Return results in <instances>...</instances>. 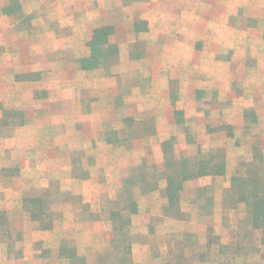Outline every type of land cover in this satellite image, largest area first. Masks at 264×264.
Wrapping results in <instances>:
<instances>
[{
    "label": "rangeland",
    "instance_id": "1",
    "mask_svg": "<svg viewBox=\"0 0 264 264\" xmlns=\"http://www.w3.org/2000/svg\"><path fill=\"white\" fill-rule=\"evenodd\" d=\"M53 1L48 17L0 0V264H264V229L231 186L264 200V0H202L206 26L185 0L179 39L133 35L146 0H89L73 33ZM97 23L114 26L115 63L77 72ZM171 159L224 172L167 193Z\"/></svg>",
    "mask_w": 264,
    "mask_h": 264
},
{
    "label": "crops",
    "instance_id": "2",
    "mask_svg": "<svg viewBox=\"0 0 264 264\" xmlns=\"http://www.w3.org/2000/svg\"><path fill=\"white\" fill-rule=\"evenodd\" d=\"M46 1L47 0H33L32 3L35 2L36 6L31 8L32 5H31L29 0L26 1L25 5H23L21 0H19V2L21 3V6L23 8L25 7V9H29L27 15H29V13H31L30 9H35L36 8V10L38 9L37 10V14L39 16L47 15L49 17V16H52L53 13H49V11L47 10L48 9V4L46 3ZM54 1H53V3H54ZM74 1H77V2H74ZM137 1L138 0H136V3H137ZM184 1L185 0H146V1H143V3H141L142 6H140V5L136 6V9H139V13H140V17L141 18L140 19L138 18L137 20H135L132 23V33H133V35L134 36H138L140 34V32L148 31L150 33V35H156L157 38H158V36H161V37L164 36L165 38L168 39L169 37L172 38L171 35L176 36L177 39H179V37L183 38V33L181 32L182 30H179V33H178V31H176L177 33L172 34L171 27H169L168 25L179 24V23H188L189 22L188 19L187 20H182V17H184V11L183 10L185 9V6H180V5H182ZM57 2L60 4V5H58V8H61L64 13L65 12H69V11L73 12V14L71 16H69V19L65 20L63 18H61V19L59 18L57 20L58 23H59V28L60 27H65V26H69L70 27V32L73 33V31L77 28V22L75 21V19L72 20L71 17L76 15V14H78V13H81L84 16L85 15L87 16L86 19H85V20H88L87 24L89 22H92L88 18L89 12L86 11L87 8H88L87 6H88L89 0H80V1L79 0H57ZM140 2H142V1H140ZM210 6H211L210 4H208V3L205 4L202 0H200L198 2V7L200 9L202 7L203 8H207V7H210ZM215 8H216V6H215ZM202 9H201V13L198 12L199 15L196 16V24H201V26H204V25L206 26V24H208L206 22L209 19H207L206 12H203ZM159 15H162V16H165V17L164 18H160ZM221 15H222V13L219 12L218 16L221 17ZM26 17L27 16L25 15V18ZM223 17H225V16L223 15L222 18ZM226 17H228V16H226ZM190 21H192V18H190ZM41 24H42V26H44V23H40V19H39V22L36 23V26L38 27ZM138 25H140L141 28H139L140 29L139 31L135 32V27H137ZM31 26H32V24H31ZM99 26H100L99 23H97L95 25L93 24L90 27V29L93 30L94 28H97ZM249 28H250L249 29V34H250V30H253L254 27H249ZM113 29H114V26H113ZM199 29L201 31V28H199ZM1 30H3V29L1 28ZM2 33H0V34H2ZM201 33L204 34V31H201ZM41 34L42 33L37 31V30L36 31H30L29 30V32L27 34L28 38H25V41H28V40L29 41H32V40L40 41V38H41L40 35ZM111 35L109 36V39H110ZM69 36H70V34H69ZM75 36L77 37V39L82 37V36H78L77 34ZM59 38H62V35H59ZM88 38L90 39V37L88 36L86 38V41L89 40ZM213 38L216 39L217 35L215 34L213 36ZM205 39L206 38L203 35H199V37H198L199 41H204ZM260 39L262 41H264V36L260 37ZM30 47H31V50L33 49V50L38 51V49H36L34 45H30ZM174 47L171 48L172 51L174 50ZM206 49H207V46H204V47H202L200 49V51L203 52L204 50L206 51ZM191 50H195V47L193 46V48L189 49V51H191ZM42 54H43V51H42ZM143 56L144 55H142L141 53L138 54L137 55L138 60H140L141 57H143ZM175 56L177 58H184L186 56V52L180 46V50H179L178 53H175ZM129 57L131 59L128 58L127 60L130 63L137 62V60H135L133 57H131L130 52H129ZM31 64L32 63H28L26 65L30 66ZM79 64L80 63H79V60H78V66H77L76 71L80 72V73H84L85 70L82 69ZM78 67H79L80 70L78 69ZM36 70H38V68ZM91 71H93V70L90 69V70H87L86 72H91ZM215 73H217V72H215ZM216 81H218V79H216ZM165 89L167 91V88H165ZM165 100H166V102L168 104L169 103V93H168L167 99L165 98Z\"/></svg>",
    "mask_w": 264,
    "mask_h": 264
},
{
    "label": "trees",
    "instance_id": "3",
    "mask_svg": "<svg viewBox=\"0 0 264 264\" xmlns=\"http://www.w3.org/2000/svg\"><path fill=\"white\" fill-rule=\"evenodd\" d=\"M139 28L140 27L138 26L135 27V32L139 31ZM112 32L113 27L111 25H101L100 27L93 29L91 38L87 42V46L89 47V54L80 59V66L82 69H108L115 62L118 49L117 46H115L109 40V36ZM165 165L167 168V172L165 173V190L167 193L171 191L174 194L176 190H178V188L181 186L182 182L189 177H196L199 175H217L224 172L223 169L220 170V168H223L222 163L217 164V162H215L212 164L210 161L196 163L195 169H191L186 160H182L181 163L177 164L174 162V159H171L168 160ZM234 184L241 185L240 199L245 201L249 206L252 207L251 213L253 219L252 223L253 225H255L254 227H257V225H261V228L264 229V200L259 199L258 201L259 197L255 195L252 189L246 191V186L248 184L247 180H237V177L235 176V180H231V186L234 187ZM168 200L170 203H172V198L170 196ZM32 202L38 204L35 206V209L37 210L34 211L33 208V212H30L32 219L40 221L43 227L49 226L46 221L51 224V216L50 213L48 214L45 212V210L47 209L45 208V197L36 198ZM117 215L119 216V213Z\"/></svg>",
    "mask_w": 264,
    "mask_h": 264
}]
</instances>
